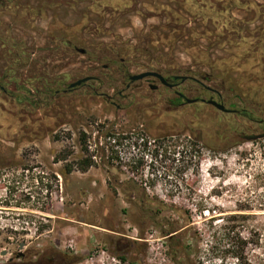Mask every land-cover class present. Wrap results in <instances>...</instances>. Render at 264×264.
Listing matches in <instances>:
<instances>
[{
	"label": "rangeland",
	"instance_id": "1",
	"mask_svg": "<svg viewBox=\"0 0 264 264\" xmlns=\"http://www.w3.org/2000/svg\"><path fill=\"white\" fill-rule=\"evenodd\" d=\"M98 1L0 0V264H264V0Z\"/></svg>",
	"mask_w": 264,
	"mask_h": 264
},
{
	"label": "flooded vegetation",
	"instance_id": "2",
	"mask_svg": "<svg viewBox=\"0 0 264 264\" xmlns=\"http://www.w3.org/2000/svg\"><path fill=\"white\" fill-rule=\"evenodd\" d=\"M107 2H108V0H99L98 5L103 6V4H105L106 6H109L110 8H112L113 10H118V9H123L126 6L125 5L122 8L120 3H128L126 0H116V2H118L117 4L108 5ZM76 50L82 55L86 54V51L83 49H76ZM142 73H155V74L161 76V78L163 80H160V78L156 77V76H146L140 80H131V77L135 76V75H131L128 72H126V70H123V72H122L123 80L126 82L125 88L129 89L133 83H136V82H139L142 80H146L147 87L150 91L163 92V91L167 90V91L173 92V94L175 95L174 99H166V102L169 103V105H171L172 107H176V109H178L179 107H182L184 105H192L196 100L195 98L194 99H187L184 95L183 89L182 90L179 89V88L183 87L182 84L185 81L192 80V82L196 83L199 87L204 89L206 91V93H208V97H209L207 100L197 99V102L202 103V104H206V105L216 109L217 112H220L222 114H227V115L228 114H235V115L239 114L242 116L247 115L245 112H243V110H238V109H233V108L227 109L221 101L220 93L216 92L215 90H213L210 87L202 85V82L200 80L193 79L190 76H188V77L183 76L182 77V76H178V75H174V74L164 75L163 72L158 71V70L157 71L156 70H150V71H145ZM142 73H139V74H142ZM139 74H137V75H139ZM85 78H88V80L82 81L79 85H82L86 82L93 80L92 77H90V76L85 77ZM85 78H82L80 80H83ZM80 80H77V81H80ZM205 80H207V78ZM76 82H74V83H76ZM71 84H73V83H71ZM71 84H69V86H68L69 89H72V88L79 86V85H75L74 87H70ZM0 88L3 89V87L1 85H0ZM162 89H164V90H162ZM118 95L122 96V94L120 92L118 93ZM209 100L215 101L217 104L222 105L225 111H220L215 106L208 104L207 101H209ZM107 101L113 104L111 98L108 97ZM172 109H170V110H172ZM262 124L264 125V122H262ZM245 139L247 140L248 138L245 137ZM24 247H25V245H23L21 249L19 248V251H21ZM23 257H24V255L21 253L16 255L17 259H20ZM12 262H13L12 259H9L8 263H12Z\"/></svg>",
	"mask_w": 264,
	"mask_h": 264
},
{
	"label": "trees",
	"instance_id": "3",
	"mask_svg": "<svg viewBox=\"0 0 264 264\" xmlns=\"http://www.w3.org/2000/svg\"><path fill=\"white\" fill-rule=\"evenodd\" d=\"M86 150V149H83ZM81 166L79 167L80 170L85 171L88 167L91 166V161L89 160H85L82 161ZM70 169H66V171H69ZM137 202L139 203V206L142 205V201L141 199H138ZM233 218H238V219H242L244 218L243 215H235ZM165 223H163L165 226H167V229H162L161 232V236L163 238H165V241L167 243V254L169 256V259L174 263V264H182L185 257L181 256V254L183 253L184 249L182 247V242L183 240H181V234L182 231L180 227H178L177 222H173L170 223V221H164ZM154 224V222H152ZM155 225V224H154ZM162 226V225H160ZM162 228V227H161ZM231 236H230V246L232 249H235V253L232 255L237 263L241 260V254L238 252L241 251L243 252V247H245L247 245V240L242 239L241 237H239L238 233H235L234 231H231ZM237 250V251H236ZM180 253V254H179ZM181 257V258H180ZM180 258V259H179Z\"/></svg>",
	"mask_w": 264,
	"mask_h": 264
},
{
	"label": "water",
	"instance_id": "4",
	"mask_svg": "<svg viewBox=\"0 0 264 264\" xmlns=\"http://www.w3.org/2000/svg\"><path fill=\"white\" fill-rule=\"evenodd\" d=\"M146 76H156V77H159L160 80H163V79L161 78V76H159V75H157V74H155V73H142V74H139V75H135V76H132V77H131V80H140V79H142L143 77H146ZM86 80H88V78H85V79H83V80L77 81L76 83L71 84L70 87H74L75 85H79L82 81H86ZM207 103H208V104H211V105H213V106H215V107H216L218 110H220V111H225L224 108H223V106L220 105V104H217L215 101L209 100V101H207ZM261 137H262V135L257 136V137H255V138L257 139V138H261ZM247 138H249V137H247ZM23 245H24V244H22V245L20 246V249L22 248ZM2 255H5V254H2Z\"/></svg>",
	"mask_w": 264,
	"mask_h": 264
},
{
	"label": "crops",
	"instance_id": "5",
	"mask_svg": "<svg viewBox=\"0 0 264 264\" xmlns=\"http://www.w3.org/2000/svg\"><path fill=\"white\" fill-rule=\"evenodd\" d=\"M191 1L194 2L196 0H184V2H188V3H191ZM117 3L118 2H116V0H108V2H107L108 5H115Z\"/></svg>",
	"mask_w": 264,
	"mask_h": 264
}]
</instances>
